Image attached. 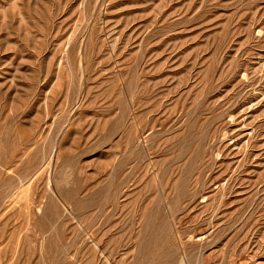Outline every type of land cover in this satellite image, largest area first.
I'll return each instance as SVG.
<instances>
[{
    "label": "rangeland",
    "instance_id": "374dc122",
    "mask_svg": "<svg viewBox=\"0 0 264 264\" xmlns=\"http://www.w3.org/2000/svg\"><path fill=\"white\" fill-rule=\"evenodd\" d=\"M0 264H264V0H0Z\"/></svg>",
    "mask_w": 264,
    "mask_h": 264
}]
</instances>
